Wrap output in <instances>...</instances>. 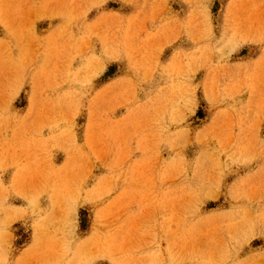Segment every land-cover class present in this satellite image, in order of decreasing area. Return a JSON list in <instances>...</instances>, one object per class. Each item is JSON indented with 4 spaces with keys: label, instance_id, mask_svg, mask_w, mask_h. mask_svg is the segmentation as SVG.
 Masks as SVG:
<instances>
[{
    "label": "rangeland",
    "instance_id": "rangeland-1",
    "mask_svg": "<svg viewBox=\"0 0 264 264\" xmlns=\"http://www.w3.org/2000/svg\"><path fill=\"white\" fill-rule=\"evenodd\" d=\"M0 264H264V0H0Z\"/></svg>",
    "mask_w": 264,
    "mask_h": 264
}]
</instances>
